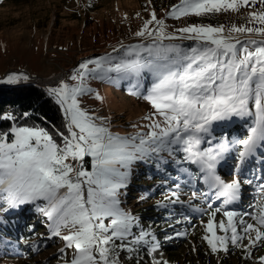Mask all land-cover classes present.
Masks as SVG:
<instances>
[{
    "label": "snow or ice",
    "instance_id": "snow-or-ice-1",
    "mask_svg": "<svg viewBox=\"0 0 264 264\" xmlns=\"http://www.w3.org/2000/svg\"><path fill=\"white\" fill-rule=\"evenodd\" d=\"M257 4L259 10L248 12L247 24L252 26L232 25L227 34L222 25H189L168 34L164 21L153 12L135 33L153 42L124 49L125 56L135 53V59H121L115 64L110 55L89 59L80 63L70 77L78 81L74 86L61 81L57 87L47 89L62 110L63 131L56 129L53 134L43 127L19 125L14 115L0 114V123L13 121L7 131L0 130V211L33 205L46 217L51 236L64 242L60 252L71 250L65 264H120L117 250L133 253L141 242L149 245V254L157 252L160 245L150 231L141 230L138 235L134 232L139 225L136 217L121 207V190L128 186L134 162L164 150L170 155L179 151L184 153L185 161L199 167L202 175L192 179H202L212 193H205L209 211L203 225V239L211 252H227L229 243L240 247V242L247 239L244 251L250 258L251 249L264 246V183L257 186L260 199L254 213L228 210V205L241 199V180L225 182L217 174L216 167L229 145L222 141L212 146V139L206 137L212 135L215 122L252 118L247 137L233 142L242 146L237 172L248 157L264 146V0H180L168 13L171 18L200 17L237 12L244 7L254 9ZM152 23L157 25L154 32L148 30ZM241 35L248 38L241 39ZM177 39L194 44L186 48L163 44ZM141 52L151 58H141ZM89 65L94 67L90 69ZM112 72L120 79L136 77L139 81L145 72L153 77L143 93L139 82L131 91L153 110L145 117L150 121L147 133L114 135L100 117L80 107L78 97L91 92L85 79L89 75L101 79ZM20 80L27 81L28 77L11 74L0 83L15 84ZM205 142L210 146L202 149ZM85 157L91 158L90 171L84 169ZM243 183L252 181L244 179ZM172 195L177 199L171 202H179V194ZM213 196L216 200L223 197L219 207L213 208ZM218 213L224 219L217 224L214 221ZM245 215L254 223L245 222ZM217 228L223 235H217ZM238 228L244 235L238 233ZM153 264L167 261L153 258ZM259 264H264V256L259 258Z\"/></svg>",
    "mask_w": 264,
    "mask_h": 264
},
{
    "label": "rangeland",
    "instance_id": "rangeland-1",
    "mask_svg": "<svg viewBox=\"0 0 264 264\" xmlns=\"http://www.w3.org/2000/svg\"><path fill=\"white\" fill-rule=\"evenodd\" d=\"M179 3L180 0H2L0 2V81L11 74L26 75L28 80H20L15 84H1L10 86L20 83L37 84L39 80H51L60 74L63 75V82L74 86L78 81H73L70 77L82 62L109 55L115 58L113 64L121 59H135V53L125 56L124 49L130 45H147L153 42L147 36L140 38L135 35L144 26L145 21L151 19L153 12L158 20L164 21V30L168 34H176L177 29L185 26L203 25L196 21L198 18L196 16L169 17L168 13ZM259 9L260 5L257 4L254 9L244 7L237 12H221L200 17H215L218 23L204 25L213 27L222 25L227 34V29L232 25L252 26L247 24L248 12ZM156 28L157 25L152 23L149 24L148 30L154 32ZM240 38L248 37L241 35ZM190 42L194 43L191 40L177 39L165 40L163 44L165 46L178 44L185 47ZM117 49L119 51H116ZM140 57L151 58L147 52H141ZM93 67L94 65H89L90 69ZM152 80L153 77L147 72L141 74L139 81L136 77L120 79L119 74L115 72L108 73L101 79L89 75L84 84L91 89V92L78 97V103L89 114L100 117L114 135L132 137L138 133L145 134L150 124L145 117L153 110L145 100L131 94V91L135 90L133 85L139 82L142 85L140 91L143 93ZM38 86L43 85L38 84ZM43 88L47 90L50 87ZM97 96L100 99H97ZM231 120L240 123L242 119L233 117ZM225 122L227 121L222 123ZM246 137L247 130H242L239 139ZM220 142L222 141L219 140L217 144ZM240 150H242L241 145H230L217 165L216 172L225 182H231L233 178L241 180V199L228 205V210L241 214L254 213V206L260 199L257 186L264 183V146L258 148L255 155L248 157L237 172ZM166 151L168 150L134 162L129 169L128 185L135 182V171L139 163L151 165L165 157L172 159L178 153L172 152L173 154L167 156ZM180 157L183 159L184 153L180 154ZM87 161L89 170L84 169L90 171L91 158L88 157ZM183 162L190 167V172L189 175L176 179V183L158 184L153 181L151 183L153 187L147 191L135 190L132 186L128 190L127 188L121 190L123 193L120 197L121 207L131 212L139 225L134 228V232L138 235L141 230L150 231L160 247L157 252L151 254H149V246L140 253H129L118 249L117 259L120 264H135L137 260L139 264H153V258L167 261V264H259V258L264 256V246L251 249L252 256L246 258L244 246L248 244L247 239L240 242V247H233L229 243L227 252H211L203 239L206 235L203 225L208 220V196H212V193L202 179H192L202 175L199 173L198 165L184 159ZM244 179L251 180L252 183L244 184ZM159 190L162 192L159 193ZM148 193L150 195L146 196ZM173 193L179 194V202H171L177 199L172 195ZM205 193L208 196H205ZM212 200L213 208H216L221 205L223 197L216 200L213 196ZM23 206L26 205L21 207ZM141 206L147 207L148 215L152 212L151 217L156 220L150 223L139 220L141 214L138 213V208ZM29 207L33 215H38V221L29 222L33 223L39 233L36 236H33L31 231L26 234L20 233V244L23 249L19 255L12 257L5 253L2 245L6 238L2 231L5 224L2 215L17 218L19 210L0 211V264H65V261L71 258V250L60 252L64 242L58 237L51 236L46 217L37 212L33 205ZM156 213L158 216L154 215ZM222 219L224 217L218 213L214 222L218 224ZM243 219L247 223H254L248 215ZM19 225L20 223L17 224V230L21 229ZM216 233L223 235L218 228ZM238 233L244 235L239 228ZM146 238L151 241V237Z\"/></svg>",
    "mask_w": 264,
    "mask_h": 264
},
{
    "label": "trees",
    "instance_id": "trees-1",
    "mask_svg": "<svg viewBox=\"0 0 264 264\" xmlns=\"http://www.w3.org/2000/svg\"><path fill=\"white\" fill-rule=\"evenodd\" d=\"M196 21L203 23V25L216 24L217 19L215 17H198L196 18ZM192 44L194 43L190 42L188 46ZM188 46H185L184 48ZM25 113L28 115L25 116ZM0 114L14 115L18 118L15 123L19 125L43 127L53 134L56 129H60L61 131L64 130L63 113L55 103L54 97H50L45 88L37 86L34 83H20L15 86L2 85L0 83ZM12 123V120L3 121L0 123V130L7 131L9 125ZM234 123L236 122L232 120L225 123L215 122L212 126V135L206 137V139H212V146L217 145L219 140L228 143L229 146H234L233 142L239 139L241 131L247 130L248 127L251 126L252 118L248 117L242 119L240 123L235 124V127H233ZM209 146L210 145L206 142L201 144V148H207ZM166 152L168 156L169 152ZM173 152L178 153L172 159L165 157L163 160L156 161L151 165L143 162L139 163L135 171V182L128 185L127 190L132 186L133 188L135 187V190L147 191L150 187H153L151 185L153 181L158 182V184H170V182L176 183V179H179L180 176L189 175L190 167H187L188 165H186L180 157V154H183V152ZM87 158L88 157H85L83 166L89 170V160L87 161ZM177 161H179V163H177ZM185 169H187V171H184ZM132 191L134 193V189ZM132 191L130 192L132 193ZM160 192L162 191L159 190V193ZM149 195L150 193L146 196ZM28 208H30L29 205H26L17 209L19 210L17 218L15 216L10 217L2 215L5 221L2 231L6 237L5 239H7H4L2 245L5 253H7L9 257L16 256V254L19 255L23 249V246L20 244V233L26 234L31 231L33 236H36L39 233V230H36V227L32 225L33 223L29 222L30 220H37L38 215H33V212L29 211ZM31 210H33V208H31ZM138 213L141 214L139 215V220H144L147 223L156 220L151 217L153 214L152 212H149L148 215L147 207H139ZM154 215L158 216V213ZM18 223H20V230L16 229ZM146 246L149 245L141 242L140 245L136 246L138 249L136 252H142ZM147 256L148 255H146V258Z\"/></svg>",
    "mask_w": 264,
    "mask_h": 264
},
{
    "label": "bare ground",
    "instance_id": "bare-ground-1",
    "mask_svg": "<svg viewBox=\"0 0 264 264\" xmlns=\"http://www.w3.org/2000/svg\"><path fill=\"white\" fill-rule=\"evenodd\" d=\"M63 80V75H56L53 77L51 80H41L40 84L45 86L46 88L48 87H55L56 85H59V83Z\"/></svg>",
    "mask_w": 264,
    "mask_h": 264
},
{
    "label": "water",
    "instance_id": "water-1",
    "mask_svg": "<svg viewBox=\"0 0 264 264\" xmlns=\"http://www.w3.org/2000/svg\"><path fill=\"white\" fill-rule=\"evenodd\" d=\"M38 83V82H37ZM39 85H41L40 83H38ZM40 87H42L43 88V86H40Z\"/></svg>",
    "mask_w": 264,
    "mask_h": 264
}]
</instances>
